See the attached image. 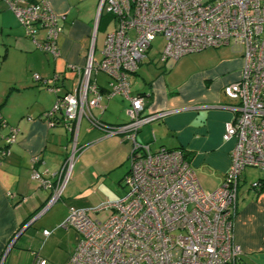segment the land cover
<instances>
[{"label": "built area", "instance_id": "obj_1", "mask_svg": "<svg viewBox=\"0 0 264 264\" xmlns=\"http://www.w3.org/2000/svg\"><path fill=\"white\" fill-rule=\"evenodd\" d=\"M6 2L35 47L59 57L61 18L50 1ZM102 12L110 16L112 30L105 35L99 59L90 52L85 66L69 65L78 76L71 90L59 93L57 76H33L56 95L44 117L61 121L73 141L60 170L32 172L40 187L52 190L46 208L60 197L83 149L76 145L83 117L107 135L131 143L129 171L122 179L125 193L96 209L109 210L108 217L98 221L85 209L69 210L63 225L73 228L79 240L64 264H239L241 249L233 239L239 181L247 168L264 171V0H99L98 15ZM157 36L164 39L158 55L162 62L222 45L239 51L243 58L240 77L223 88L227 97L238 102L223 134L234 145L223 181L212 191L201 187L184 150L151 151L137 140L142 125L167 113L146 112L144 97L131 94L129 80ZM98 72L109 76L106 97L128 100L126 123L105 125L91 114L102 94L92 77ZM17 131L0 114V158L9 153ZM38 160L33 156V163ZM250 186L258 189L260 184L254 181ZM34 264L47 262L37 256Z\"/></svg>", "mask_w": 264, "mask_h": 264}, {"label": "crops", "instance_id": "obj_2", "mask_svg": "<svg viewBox=\"0 0 264 264\" xmlns=\"http://www.w3.org/2000/svg\"><path fill=\"white\" fill-rule=\"evenodd\" d=\"M49 1L61 18L57 58L35 47L6 0H0V69H9L11 93L21 94L22 98L3 107L6 96L0 103V114L7 126L18 129L9 153L0 158V264H34L37 256L47 264H64L79 240L73 228L63 225L69 210L85 209L89 217L96 214L100 204L119 197L115 190L118 185L124 188L122 179L129 171L128 168L122 177L111 178L117 167L129 161L131 143L119 135H107L103 128L92 126L83 117L76 143L83 149L60 197L46 208L52 190L40 187L32 172L60 170L73 141L72 133L61 121L44 117L53 107L56 95L33 76H57L59 93L71 90L78 76L69 65L85 66L90 52L99 59L105 37L96 53V36L103 14L112 24L105 12L98 15L99 0ZM168 60L180 71L169 83L166 77L170 74L149 81L141 79L139 84L137 71L129 76L131 94L144 97L146 112L167 111L142 125L137 140L151 151L161 147L184 150L201 187L212 191L223 181L234 145V140H224L223 134L225 124L236 114L238 102L227 97L223 88L240 77L243 58L239 51L222 45ZM92 77L102 94L99 106L93 107L91 114L105 125L126 123L128 100L118 95L105 96L107 74L98 72ZM7 130L5 127L2 133ZM101 145H110L111 149L102 152ZM33 156L39 157L36 163ZM247 174L244 170L237 190L233 239L241 249L239 264H264V189L241 186ZM256 181L264 182V178ZM43 230L49 233L44 234Z\"/></svg>", "mask_w": 264, "mask_h": 264}, {"label": "rangeland", "instance_id": "obj_3", "mask_svg": "<svg viewBox=\"0 0 264 264\" xmlns=\"http://www.w3.org/2000/svg\"><path fill=\"white\" fill-rule=\"evenodd\" d=\"M108 20V21H107ZM105 18V14H103V23L101 28L98 30L97 36H96V53L98 50L102 48L103 40L105 37L106 32H110L112 30V24L109 23V19ZM108 22V24H107ZM164 47V39L161 36H157L153 39L151 42L150 49L146 52L145 56L142 58V61L138 67L137 74H136V81L137 83H141V79H145L146 81L158 78L160 76H167L170 74V77H166L167 82L169 83V80L175 79L180 72L179 69L175 66L174 63H170V60H168L165 63L159 60V53L162 51ZM9 69L6 67H3L0 69V103H3V99L7 98V103L4 104L3 107H7L8 104H11L15 101V103L18 102V100H21V94L11 93L10 84L8 83V76L10 77ZM2 105V104H1ZM80 135V134H79ZM102 145L100 146V148ZM101 150L102 152L109 151L111 149L110 145H104ZM88 151V150H87ZM86 151V152H87ZM111 153V152H110ZM106 160H109L106 158ZM129 168V161L126 160L124 164L117 167L112 175L111 178L120 175L122 177V172L126 171ZM247 174V179L243 182H240L241 186H249L250 183L256 181L258 178H264V171H258L254 168H247L245 169ZM123 185V184H122ZM240 186V187H241ZM124 188H122L120 185H118V188H116L115 192L121 197L125 192ZM90 218L93 220L98 221H104L108 215L109 212L105 210H101L97 212L96 214H89Z\"/></svg>", "mask_w": 264, "mask_h": 264}, {"label": "trees", "instance_id": "obj_4", "mask_svg": "<svg viewBox=\"0 0 264 264\" xmlns=\"http://www.w3.org/2000/svg\"><path fill=\"white\" fill-rule=\"evenodd\" d=\"M1 116H2V115H1ZM2 118H3V117H2ZM260 181H261V180H260ZM260 181H258L259 184H260L258 190H260V189H264V182H260Z\"/></svg>", "mask_w": 264, "mask_h": 264}]
</instances>
